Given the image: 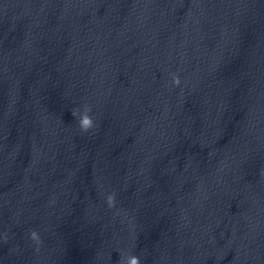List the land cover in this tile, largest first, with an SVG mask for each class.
Wrapping results in <instances>:
<instances>
[{"label":"water","instance_id":"water-1","mask_svg":"<svg viewBox=\"0 0 264 264\" xmlns=\"http://www.w3.org/2000/svg\"><path fill=\"white\" fill-rule=\"evenodd\" d=\"M130 256L264 264V0H0V264Z\"/></svg>","mask_w":264,"mask_h":264},{"label":"clouds","instance_id":"clouds-1","mask_svg":"<svg viewBox=\"0 0 264 264\" xmlns=\"http://www.w3.org/2000/svg\"><path fill=\"white\" fill-rule=\"evenodd\" d=\"M90 112L91 109L85 105L78 112L72 113L77 118V122L82 131H87L94 126ZM125 264H138V259L134 256L126 257Z\"/></svg>","mask_w":264,"mask_h":264}]
</instances>
